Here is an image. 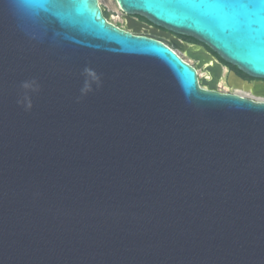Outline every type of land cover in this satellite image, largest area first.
I'll return each instance as SVG.
<instances>
[{
  "label": "water",
  "instance_id": "95a60500",
  "mask_svg": "<svg viewBox=\"0 0 264 264\" xmlns=\"http://www.w3.org/2000/svg\"><path fill=\"white\" fill-rule=\"evenodd\" d=\"M117 2L264 80V0ZM212 82L100 0H0V264H264V100Z\"/></svg>",
  "mask_w": 264,
  "mask_h": 264
},
{
  "label": "flooded vegetation",
  "instance_id": "af4514ba",
  "mask_svg": "<svg viewBox=\"0 0 264 264\" xmlns=\"http://www.w3.org/2000/svg\"><path fill=\"white\" fill-rule=\"evenodd\" d=\"M115 2L117 4L118 9L122 13L123 24L114 22L113 14L108 9L104 8L101 5V3H100V5L102 7L103 13H104L105 17L107 18V20L110 23H113L114 25L120 27L121 29H125L127 31H131V32H134V33H140V34H143V35H148V36H151V37H155V38H158V39H160L162 41H164L163 37H165L166 39L171 40V41L175 42L176 44H181L180 42L177 41V40H180L183 43L187 44L188 45L187 47H190L192 49L191 51L195 55L198 54L197 47L198 48H203L204 50L210 52L212 54L213 58L216 59L217 63H221L223 65V67H224V72L222 74V77L219 78L220 82L224 83L225 85H228V86L232 87V89H238L237 92H232V91H225V92L238 93V94H241L240 92H244L246 94H249V95H246V96L254 98L253 92L251 90H246L245 89V82L254 83L256 81H261V82L264 83V80L254 79V78L248 76L247 74H245L244 72H241L238 69L233 68L232 66L227 64V62H225L216 52L212 51L211 48H209L207 45L201 43L197 39H195L193 37L186 36V35H181V34H175V33L168 32L164 28L156 26L154 23L149 21L147 18L142 17L140 15H130V14H128L126 11H124L120 7V5L118 4L117 0H115ZM139 30H140V32H138ZM144 31H148V33H145ZM165 43H167V42H165ZM168 45H170V44H168ZM171 47H174V46H171ZM175 49L179 51L180 48L176 47ZM209 62H210V64H209ZM202 64H203L202 66H204L203 69L206 71V77L207 78H205V79L212 80L210 69L215 68L216 64L213 63L212 59H210L208 62H206V59H204V63H202ZM193 65L194 66L200 65V62L198 61L196 64H193ZM227 66H230V67L233 68L231 71H229L228 74H227V72H228V67ZM226 74H227V76L225 78ZM219 80L216 81V79H215L213 81V84L215 85L216 88H217V86L219 84H221L219 82ZM244 93H242V94L245 95Z\"/></svg>",
  "mask_w": 264,
  "mask_h": 264
},
{
  "label": "bare ground",
  "instance_id": "6f19581e",
  "mask_svg": "<svg viewBox=\"0 0 264 264\" xmlns=\"http://www.w3.org/2000/svg\"><path fill=\"white\" fill-rule=\"evenodd\" d=\"M178 45V48H180L179 49V53L184 57V56H186L187 57V59L185 58V60L186 61H188V62H195V60H194V58L195 59H197L199 62H200V58L201 59H203V62L202 63H204V59H206V62H208L210 59H212L213 60V63L214 64H216V67L215 68H213V69H210V71H211V77H212V80L214 81L215 79H216V81H218L219 80V78H221L222 77V74H223V72H224V67H223V65L221 64V63H217V61H216V59H214L213 58V56H212V54L210 53V52H208V51H206V50H204L203 48H198L197 47V52H198V54H194L191 50V48L190 47H184L182 44H177ZM202 56H201V55ZM192 63V64H193ZM202 63H200V65H198V66H195L197 69H198V67H204V66H202L203 64ZM212 63V62H211ZM209 64H210V62H209ZM216 68H218L219 69V72H218V74H217V76L214 78L213 77V73H212V70H214V69H216ZM198 73H199V76L200 75H202V70L199 68L198 69ZM201 78V77H200ZM202 79V78H201ZM219 82H220V80H219ZM213 83V82H212ZM221 83V82H220ZM213 86L215 87V85L213 84ZM241 94L240 95H243L242 93H244V92H240ZM244 94H246V93H244ZM246 96V95H245ZM253 99H257V100H264V97H261V96H257V95H255L254 94V98Z\"/></svg>",
  "mask_w": 264,
  "mask_h": 264
},
{
  "label": "rangeland",
  "instance_id": "374dc122",
  "mask_svg": "<svg viewBox=\"0 0 264 264\" xmlns=\"http://www.w3.org/2000/svg\"><path fill=\"white\" fill-rule=\"evenodd\" d=\"M100 3H101V5H102L104 8L108 9V10L113 14V20H114V22H116V23H120V24H123L122 13H121V11L118 9L115 0H100ZM138 32H140V30H139ZM144 32H145V33H148V31H144ZM162 37H163V36H162ZM163 40H164L165 42H167L168 44H170L171 46H174L175 48L178 47V45H177L175 42H173V41H171V40H168V39H166L165 37H163ZM184 57L187 59L186 56H184ZM184 57H183V58H184ZM185 58H184V59H185ZM194 60H195V62H194V63L191 62V63L196 64V63L198 62V60L195 59V58H194ZM222 63H223V62H222ZM224 64H225V63H224ZM197 66H198V65H197ZM227 67H228V72H227V74H228L229 71H231L233 68L230 67V66H227ZM199 68L202 70V75H200V77H201L202 79L207 78V77H206V71H205L202 67H198V69H199ZM226 70H227V69H226ZM227 74L225 75V78H226ZM225 83H226V82H225ZM226 84H227V83H226ZM205 86L207 87V85H205ZM215 88H216V87H215ZM230 88H231V89H230ZM216 89H218V90H220V91H232V92H237V90H238V89H232V87H230V86H228V85H225L224 83L219 84V85L217 86ZM245 95H249V94H245Z\"/></svg>",
  "mask_w": 264,
  "mask_h": 264
},
{
  "label": "trees",
  "instance_id": "16d2710c",
  "mask_svg": "<svg viewBox=\"0 0 264 264\" xmlns=\"http://www.w3.org/2000/svg\"><path fill=\"white\" fill-rule=\"evenodd\" d=\"M227 64H229L230 66H232L233 68H235V69H238L236 66H234V65H232V64H230V63H227ZM239 70V69H238ZM239 71H241V70H239ZM242 72V71H241Z\"/></svg>",
  "mask_w": 264,
  "mask_h": 264
}]
</instances>
